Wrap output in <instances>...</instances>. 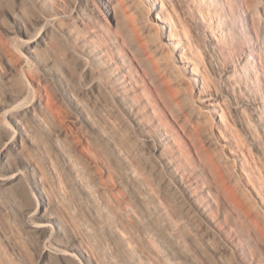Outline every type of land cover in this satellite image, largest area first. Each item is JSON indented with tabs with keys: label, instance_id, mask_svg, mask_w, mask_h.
<instances>
[{
	"label": "bare ground",
	"instance_id": "6f19581e",
	"mask_svg": "<svg viewBox=\"0 0 264 264\" xmlns=\"http://www.w3.org/2000/svg\"><path fill=\"white\" fill-rule=\"evenodd\" d=\"M126 1L140 16L136 32L144 37L142 47L152 55L153 66L134 63L128 53L138 57V50L124 49L113 33L120 0H15L25 18L41 27L22 42L26 57L10 42L12 34L26 33L20 18L11 15L13 27H0V148L4 149L0 156V264H156L150 258H136L128 246L133 240L145 252L147 244L135 230L145 235L147 217L133 203L127 211L119 210L126 189L114 184L117 162L112 154H129L135 172L142 165L137 145L125 141L121 133L122 114L134 123L146 147L157 155L198 215L232 236L194 176L198 157L182 141L180 131L176 136L184 146L178 153L169 152L174 136L161 120L166 116L147 73L159 70L173 79L176 87L160 91L164 103L172 97L201 131L214 151L202 158L209 160L233 195L242 161L236 159L227 136L213 140L214 121L222 120L209 104L214 96L204 88L202 70L176 22H170L163 2ZM210 3L218 9V14H209L212 27L229 41L220 19L222 1ZM82 98L93 113L82 107ZM65 104L77 112L82 132L76 131L80 127ZM108 109L118 122L105 133L96 116L101 111L103 117ZM136 176L138 184L147 188L151 204L149 178ZM239 190L249 204H255L252 218L264 234V216L256 203L260 198L249 188ZM122 232L128 235V243ZM231 244L247 264H259L238 237L233 236Z\"/></svg>",
	"mask_w": 264,
	"mask_h": 264
},
{
	"label": "rangeland",
	"instance_id": "374dc122",
	"mask_svg": "<svg viewBox=\"0 0 264 264\" xmlns=\"http://www.w3.org/2000/svg\"><path fill=\"white\" fill-rule=\"evenodd\" d=\"M161 1L170 22H176V29L202 70L204 88L215 99L209 104L214 105L222 117L220 124L214 121L217 130L213 140L218 142L221 135L227 136L235 149L236 159L242 161V170L236 172L237 183L232 185L233 195L229 194L209 160L202 158L214 152L205 142L204 135L194 128L177 101L170 97V102L164 103L160 91L166 92L169 85L170 88L176 87L173 79L165 77L159 70H151L146 78L164 110L166 117L163 116L161 120L166 124L165 129L174 136L169 152L178 153L184 143L194 149L193 156L198 157L199 161L194 172L197 176H194L220 212L223 225L230 226L232 236L213 228L198 215L157 155L146 147L134 123L122 114L121 133L125 141L137 145L142 165L136 173L129 154L113 153L112 160L117 162L114 184L126 189V200L121 201L120 212L127 211L128 204L133 203L147 217L145 235L135 230L136 236L147 244L145 252L133 240L128 241L126 232H122L123 238L129 242L128 246L136 258L137 255L142 261L150 258L156 264H247L231 244L235 236L250 256L259 264H264V234L252 218V208L256 206L249 204L239 190L249 188L260 198L256 203L264 216V0H221L224 12L220 19L227 29L229 41L221 39L212 27L214 20L209 14H218V9L212 6L210 0H158L159 3ZM119 3V21L111 25L113 33L124 49L138 50V57L128 53L134 63L155 62L142 47L144 37L136 32L140 27V16L133 12L128 1L120 0ZM11 15L20 18L26 33L12 34L10 42L26 57L22 42L41 27L37 22L25 18L15 0L2 1L0 27H13ZM40 48L43 49V46ZM80 85L85 87L81 81ZM80 104L87 112L93 113V107L85 98L81 99ZM64 106L71 120L80 127L76 131L82 132L79 131L82 127L77 121V112L67 104ZM103 114L102 117L100 111L96 116V123L107 133L118 121H115L109 109ZM5 125L9 126V122H5ZM179 131L184 143L177 139ZM2 153L4 149L0 148V156ZM136 174L149 178L153 197L151 204L145 194L147 188L138 184ZM114 194L118 196L116 192ZM31 257L33 259L34 255Z\"/></svg>",
	"mask_w": 264,
	"mask_h": 264
}]
</instances>
